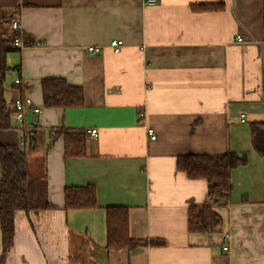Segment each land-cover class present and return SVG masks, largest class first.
Returning <instances> with one entry per match:
<instances>
[{"label":"crops","instance_id":"obj_1","mask_svg":"<svg viewBox=\"0 0 264 264\" xmlns=\"http://www.w3.org/2000/svg\"><path fill=\"white\" fill-rule=\"evenodd\" d=\"M213 5L222 8L194 11ZM4 17L35 43L22 39L7 55L12 129L0 131V145L34 136L27 172L35 198L15 212L3 260L0 231V264H264V158L249 132L264 123V0H0ZM44 79L81 88L83 106L45 109ZM18 98L41 110L27 109L23 126L13 116ZM60 126L84 132L85 158L66 160L63 137L47 148ZM228 153L248 164L231 174L229 204L215 209L222 225L191 233L189 209L204 204L208 185L178 172L177 159ZM89 185L96 208L65 210L64 189ZM109 207L127 209L130 238L146 245L105 249Z\"/></svg>","mask_w":264,"mask_h":264},{"label":"trees","instance_id":"obj_2","mask_svg":"<svg viewBox=\"0 0 264 264\" xmlns=\"http://www.w3.org/2000/svg\"><path fill=\"white\" fill-rule=\"evenodd\" d=\"M22 4L16 8L17 11ZM196 12L220 10V5L194 7ZM2 25H12L11 17L0 19V131L12 129V112L8 109L4 93V84L9 67L7 55L19 50L13 47L17 33L1 31ZM34 40L23 36V45L33 46ZM42 102L45 109L63 111L83 106V91L79 87L69 86L64 79H44L41 81ZM251 144L257 156L264 158V123L249 124ZM48 149L60 137L64 139V158L77 159L86 157L85 135L81 131H72L59 127L51 132ZM20 141L24 147L0 145V231L2 240V260L12 245L14 233V214L27 211L35 198V187L28 180L27 154L35 150L32 133L23 132ZM248 164L246 156L234 153L224 155H190L177 159V171L185 173L188 179L205 180L208 185L204 204L192 207L188 213V229L191 233L208 234L222 225V220L215 212L216 208L225 207L230 202L233 191L231 174ZM96 188L92 185L81 188L64 189L65 210H89L96 208ZM106 246L107 251L134 250L146 245L144 241L132 240L128 234L127 209L106 208ZM161 241L147 245H161Z\"/></svg>","mask_w":264,"mask_h":264},{"label":"built area","instance_id":"obj_3","mask_svg":"<svg viewBox=\"0 0 264 264\" xmlns=\"http://www.w3.org/2000/svg\"><path fill=\"white\" fill-rule=\"evenodd\" d=\"M158 3V0H144V5L146 7H154L156 6V4ZM19 29V26L16 24L12 25V30L17 31ZM240 41V39L238 40ZM13 46L15 48L21 49L22 48V41H21V37L18 36L14 39L13 42ZM110 47L115 51V52H119L120 49L123 47V42L118 41V40H114L110 43ZM86 52H88L89 54H99L100 53V49L98 47H87L86 48ZM27 109H30L34 115H39L40 114V109L38 107H35L33 105V102L31 99L29 98H18L15 99V101H13V116L15 119V122L20 125L23 126L25 124V115H26V111ZM139 118L142 120L144 118V113L141 112L139 114ZM145 131H146V136L148 138L149 141H155L156 139V135L155 132L152 128L146 127L144 126ZM85 134L90 138V139H96L98 137V133L95 130H91V129H87L85 131ZM20 147H24V142L20 141ZM224 242H228L230 240V235L229 234H224L223 237ZM224 251L228 250V246H224L223 247Z\"/></svg>","mask_w":264,"mask_h":264},{"label":"rangeland","instance_id":"obj_4","mask_svg":"<svg viewBox=\"0 0 264 264\" xmlns=\"http://www.w3.org/2000/svg\"><path fill=\"white\" fill-rule=\"evenodd\" d=\"M14 24V23H13ZM11 30H12V25H11ZM1 31L2 32H4V31H10V27H9V25H2L1 26ZM16 33V32H15ZM17 35H20V34H18L17 33ZM23 38V37H22ZM30 99V98H29ZM33 102V101H32ZM33 105H34V103H33ZM36 107V106H35ZM40 109V108H39ZM41 111V110H40ZM86 131V130H85Z\"/></svg>","mask_w":264,"mask_h":264},{"label":"bare ground","instance_id":"obj_5","mask_svg":"<svg viewBox=\"0 0 264 264\" xmlns=\"http://www.w3.org/2000/svg\"><path fill=\"white\" fill-rule=\"evenodd\" d=\"M14 24H15V23H14ZM12 25H13V24H12ZM16 25H17V24H16ZM18 26H19V25H18ZM12 31H13V32H16V33H18V34H19L20 28H19L17 31H14V30H12ZM18 36H20V37H21V40L23 39L21 35H17V37H18ZM13 47H14V46H13ZM14 48H15V47H14Z\"/></svg>","mask_w":264,"mask_h":264}]
</instances>
